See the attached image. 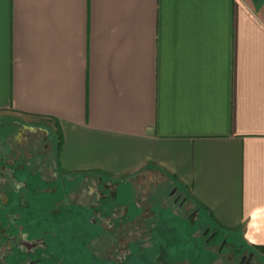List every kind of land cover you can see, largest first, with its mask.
I'll use <instances>...</instances> for the list:
<instances>
[{"label":"crops","instance_id":"1","mask_svg":"<svg viewBox=\"0 0 264 264\" xmlns=\"http://www.w3.org/2000/svg\"><path fill=\"white\" fill-rule=\"evenodd\" d=\"M6 115L55 126L65 172L162 179L264 254V0H0Z\"/></svg>","mask_w":264,"mask_h":264},{"label":"flooded vegetation","instance_id":"2","mask_svg":"<svg viewBox=\"0 0 264 264\" xmlns=\"http://www.w3.org/2000/svg\"><path fill=\"white\" fill-rule=\"evenodd\" d=\"M17 141L18 138L12 133L5 141L9 145L8 151L0 150V264H66L68 255L79 258L80 262L76 264H83L80 251L76 248L68 251L62 237L67 228L64 221L65 198L69 197L75 206H85L90 213L99 210L97 205L100 200L92 199L84 205L75 200L73 194L82 190L81 176L70 177L60 166L57 168L50 159L51 148L47 149V158L41 151L36 152L42 148L31 139L25 137L21 142ZM11 142L26 149L21 156ZM36 154L42 157L39 166L33 164ZM51 160L53 168L50 166ZM66 182L70 183L68 188ZM108 189H104L101 201L105 195H110L111 189ZM187 217L188 224L192 225L199 219L197 212ZM87 221L92 226L98 223L91 215ZM118 223L138 225L137 228L144 229L146 233L143 231L135 235L121 249L120 241L113 243L116 252L112 258L101 260V264H217L215 261L219 257L227 260V263L219 264H264L263 253L245 244L240 237L228 240L229 235L222 234L221 228L216 225L211 228L199 222L196 229L201 238L199 245L192 239H185L175 248L174 257L167 260L168 253L162 243L165 241L169 244L171 240H159L155 234L151 236L152 230L157 227L156 217L149 221L136 217ZM76 234H80V231L77 230ZM92 257L90 261L98 260L97 256ZM86 263L89 264L88 261Z\"/></svg>","mask_w":264,"mask_h":264},{"label":"rangeland","instance_id":"3","mask_svg":"<svg viewBox=\"0 0 264 264\" xmlns=\"http://www.w3.org/2000/svg\"><path fill=\"white\" fill-rule=\"evenodd\" d=\"M4 117L5 118L0 121V150H4L5 152L8 151L9 145H7L5 141L6 137H10L12 133L18 138L17 142H21L23 138L27 137L28 139H31L33 143H36L37 146L42 148L36 152L38 153L41 151L42 155L47 158L49 156L47 149L51 148L50 159H53L57 168L59 167L57 161L58 157H56L59 135L55 126H51L42 120L35 122H39V124L45 125L47 128H43V126L25 127L21 120L22 117L20 116L6 115ZM26 128L35 131V133L29 132L30 130ZM11 143L14 145L13 147L19 156H21V153L26 150H23L18 143ZM41 158V155H35L34 166L41 165ZM50 166H52V168L54 167V165H52V160ZM67 175L70 177L81 176L80 183L82 190L73 194V198L81 202L83 205L87 204L92 199H95L96 201L100 200L97 208L104 213V215L100 214L99 210L90 213L85 206H75L69 197L65 198L67 206L66 210H64V221L67 228L62 237L65 238L68 251H70V249L75 250V248L80 251L83 264L87 261L89 264H101V260L112 258L113 254L116 252V245H113V243L115 244V242L120 241L121 249V247L133 239L135 235L141 234V232L144 231L142 228L138 229V225L135 226L130 223L123 225L116 222V220L131 221L135 219L142 209L139 203V197L141 195L145 196L147 193L151 194L150 199L153 200L152 210L157 211V227L152 230L151 236H154L155 234L159 240H171L169 244H166L165 241L162 243V247L168 253L169 258H166L167 260L170 259V257H174L175 248H177L178 244L180 245L181 241L185 239H192L199 245L201 238L196 230L199 222L208 224L211 228L215 227V224L211 221L209 216L202 210H199L197 213L199 218L198 222L194 225L188 224L187 216L196 215L197 206L191 201L185 199L182 200L181 196H177L178 193L172 192L173 190H171L169 184H166L162 179H156L155 181L152 180L150 185H147L145 180L140 182L139 179L135 184L130 180L116 179L109 182L108 178L95 173H68ZM69 184V182H66V188L69 187ZM100 186H103V188H100ZM108 188L111 189L109 194H112V196L105 195L104 200L101 201L104 197L103 191L106 189L109 190ZM150 189H152V192H150ZM149 194H147L148 197ZM114 209H117L118 211L125 210L126 212L124 216L113 218L114 222H110L108 221L109 218L105 215L110 214ZM89 215L97 220L98 223L93 224V226L88 223L87 218ZM77 230L80 231V234H76ZM220 231L222 234L226 233L229 235L228 240H230L231 237H233V239L239 238V232L233 233L226 231L223 228H221ZM215 247H218V245H215ZM118 248L119 247L117 246V249ZM153 249L155 248H152V250ZM73 256H67V259L65 260L66 264H76V262H80L78 257L76 258ZM92 256H97L98 260H91V262L90 258ZM262 260L264 261V258H262ZM215 263H227V260L219 257Z\"/></svg>","mask_w":264,"mask_h":264},{"label":"trees","instance_id":"4","mask_svg":"<svg viewBox=\"0 0 264 264\" xmlns=\"http://www.w3.org/2000/svg\"><path fill=\"white\" fill-rule=\"evenodd\" d=\"M57 132H58V135H59V142H58V144H57V155L59 156V151H60V147H61V135H60L59 130H57ZM57 160H58V159H57ZM260 250H261L262 252H264V247H261Z\"/></svg>","mask_w":264,"mask_h":264}]
</instances>
